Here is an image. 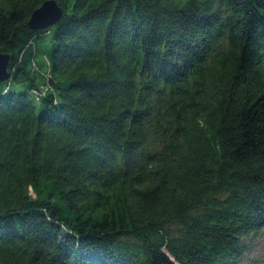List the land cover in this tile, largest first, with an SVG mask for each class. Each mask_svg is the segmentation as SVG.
I'll return each instance as SVG.
<instances>
[{
	"label": "trees",
	"instance_id": "1",
	"mask_svg": "<svg viewBox=\"0 0 264 264\" xmlns=\"http://www.w3.org/2000/svg\"><path fill=\"white\" fill-rule=\"evenodd\" d=\"M44 1L0 0V264H236L264 230V0H56L31 29Z\"/></svg>",
	"mask_w": 264,
	"mask_h": 264
},
{
	"label": "rangeland",
	"instance_id": "2",
	"mask_svg": "<svg viewBox=\"0 0 264 264\" xmlns=\"http://www.w3.org/2000/svg\"><path fill=\"white\" fill-rule=\"evenodd\" d=\"M38 53L36 61L41 60V53L46 52L52 46V33L44 34L38 41ZM26 82H12L11 90L20 91L25 89ZM42 105L36 103V111H41ZM246 249L236 264H264V230L245 237Z\"/></svg>",
	"mask_w": 264,
	"mask_h": 264
},
{
	"label": "water",
	"instance_id": "3",
	"mask_svg": "<svg viewBox=\"0 0 264 264\" xmlns=\"http://www.w3.org/2000/svg\"><path fill=\"white\" fill-rule=\"evenodd\" d=\"M61 15V8L56 0H46L31 14L28 25L31 29H40L52 25ZM9 55L0 53V81L8 78L7 66Z\"/></svg>",
	"mask_w": 264,
	"mask_h": 264
}]
</instances>
